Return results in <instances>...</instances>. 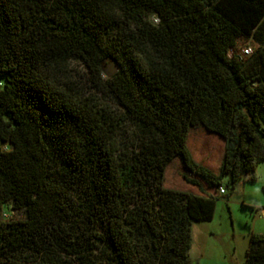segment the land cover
Returning a JSON list of instances; mask_svg holds the SVG:
<instances>
[{"label":"trees","instance_id":"trees-1","mask_svg":"<svg viewBox=\"0 0 264 264\" xmlns=\"http://www.w3.org/2000/svg\"><path fill=\"white\" fill-rule=\"evenodd\" d=\"M176 159L199 190L165 185ZM261 162L264 0H0V264H190L193 224Z\"/></svg>","mask_w":264,"mask_h":264},{"label":"rangeland","instance_id":"rangeland-1","mask_svg":"<svg viewBox=\"0 0 264 264\" xmlns=\"http://www.w3.org/2000/svg\"><path fill=\"white\" fill-rule=\"evenodd\" d=\"M249 43L250 40H240L236 52L242 54V49ZM71 65L80 72L84 70L78 62ZM105 67L110 71L116 64L108 61ZM188 146L197 162L217 170L224 152V142L219 136L199 125L191 129ZM256 174L255 182H242L235 190L226 188L225 181L226 193L218 191L214 218L193 224L190 264H245L251 234H264V217L252 209L264 207V162L258 164ZM166 182V186L175 189L199 190L184 179L179 159L169 166ZM13 217H23V214L15 212Z\"/></svg>","mask_w":264,"mask_h":264},{"label":"built area","instance_id":"built-area-1","mask_svg":"<svg viewBox=\"0 0 264 264\" xmlns=\"http://www.w3.org/2000/svg\"><path fill=\"white\" fill-rule=\"evenodd\" d=\"M252 52H253L252 45H247L242 49V55L243 56L250 55ZM232 53H233V51H232ZM224 193H226V190H225L224 186H222L220 188V194H224ZM257 212L260 214V216L264 217V207H261Z\"/></svg>","mask_w":264,"mask_h":264},{"label":"water","instance_id":"water-1","mask_svg":"<svg viewBox=\"0 0 264 264\" xmlns=\"http://www.w3.org/2000/svg\"><path fill=\"white\" fill-rule=\"evenodd\" d=\"M119 70V66L113 67L110 71L106 70L109 75L114 74L116 71Z\"/></svg>","mask_w":264,"mask_h":264},{"label":"crops","instance_id":"crops-1","mask_svg":"<svg viewBox=\"0 0 264 264\" xmlns=\"http://www.w3.org/2000/svg\"><path fill=\"white\" fill-rule=\"evenodd\" d=\"M242 182H244V181L239 182V184L242 183ZM239 184H238V185H239ZM238 185H237V186H238Z\"/></svg>","mask_w":264,"mask_h":264}]
</instances>
